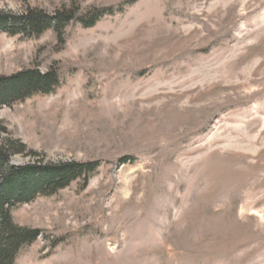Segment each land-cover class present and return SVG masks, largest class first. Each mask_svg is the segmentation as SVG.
<instances>
[{"label": "rangeland", "instance_id": "374dc122", "mask_svg": "<svg viewBox=\"0 0 264 264\" xmlns=\"http://www.w3.org/2000/svg\"><path fill=\"white\" fill-rule=\"evenodd\" d=\"M31 8L114 12L0 34V76L58 78L0 104L12 163L101 161L12 209L40 230L15 264H264V0H0Z\"/></svg>", "mask_w": 264, "mask_h": 264}, {"label": "trees", "instance_id": "16d2710c", "mask_svg": "<svg viewBox=\"0 0 264 264\" xmlns=\"http://www.w3.org/2000/svg\"><path fill=\"white\" fill-rule=\"evenodd\" d=\"M114 11H92L77 16L73 9L58 10L53 16L38 9H27L21 14L0 12V34L39 36L47 29H53L62 35L65 28L78 21L85 28L93 27L107 13ZM58 84L53 70H25L11 76H0V104H13L23 101L37 93H49ZM7 128L0 125V133ZM26 146L12 138L0 141V264H15L20 249L35 241L40 235L39 229L22 227L13 220L12 209L28 202L38 195H52L68 187L79 179L87 185L91 175L99 168L101 161H67L44 163L36 152H31L32 162L23 165L12 163L16 154H24ZM132 160L125 156L120 162Z\"/></svg>", "mask_w": 264, "mask_h": 264}]
</instances>
